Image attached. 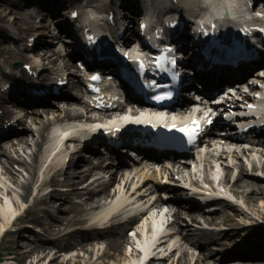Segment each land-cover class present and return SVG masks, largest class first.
<instances>
[{
	"label": "bare ground",
	"instance_id": "6f19581e",
	"mask_svg": "<svg viewBox=\"0 0 264 264\" xmlns=\"http://www.w3.org/2000/svg\"><path fill=\"white\" fill-rule=\"evenodd\" d=\"M79 1L80 0H0V57L3 58V62L0 63L9 65L13 60L20 63L22 62L26 65H31V71L37 74L39 73L37 70L39 67H41L42 70L40 74L45 69L50 71L54 70L55 67H57V69L60 66H63V68L70 67L69 61L65 62L62 59H58L57 63L56 56L58 53L50 51L47 47H44V49L43 43L35 47V50L40 51L33 52L29 55H25L20 50L21 48L19 46L14 48L10 46L16 44L11 37L14 36V34L7 26L18 24V21H23V28L27 34L34 28V23L37 19L43 22L42 18H44V15L46 18H60L56 21H59L60 28L65 29L70 37H73L71 32L75 33L77 31L78 35L75 34L79 37L80 43L84 42L82 38H85L88 34H92L95 28L101 27L106 14L109 15L110 13H114L116 14L114 27L116 26V28L114 29V27H112L109 29L107 27L109 33L102 32V30H99V33L109 38L112 35L111 40L117 45L119 43L124 45L131 44L132 38L130 36H132L133 33L132 24L135 19L132 18V21L129 20L127 15H123V10L128 11L129 14L137 15L144 7V0H121L120 8L114 6V4H116L114 3L115 0L111 1L110 5H96L98 1L88 0L89 6L85 7H82L81 4L78 5L77 3ZM109 1L110 0H106L105 3ZM148 1L150 4L159 5V7L156 6L153 10L157 13H162V9L166 8L167 5L175 8L173 11H170L169 15H173L175 12H184L188 15H194V9H199V6L202 5V1L200 0H177L178 2L174 3H172L171 0ZM243 1L246 2L247 10L251 12L248 4L252 3L254 0ZM76 7L78 9L80 8L82 11L91 12V16L85 18L87 22L82 21L80 24L73 26V23L70 22L68 18L70 15L69 9ZM20 10L24 13L20 14ZM86 12H84L85 16L89 14ZM10 15L17 16L18 19L10 20ZM62 18H65V21L62 20ZM123 27H125V36L117 40L118 38L115 37L114 31L118 29L117 33H119ZM35 38L37 40H42L39 33L36 34ZM2 46H4V48ZM118 48L121 49V45H118ZM67 50H69V47H67ZM92 53L93 51L88 54L91 55ZM62 63L63 65H61ZM50 75L51 74H49L48 78H50ZM45 76L46 74H41V77ZM63 76H65V74ZM11 78L13 80H11ZM22 78L26 80V83L27 81L28 83L31 82L27 76H22ZM0 79L11 85L16 83L20 86L18 83L19 81H16L14 71L8 70V72L5 73V68L2 66H0ZM16 84L13 85V93L9 97L10 101H16L17 99L18 86ZM70 85L71 84L68 86L70 87ZM66 88H64V90H66ZM74 88L79 87L73 86L72 89ZM1 98L3 102H5L6 97L3 96ZM72 100L75 102L64 104L60 111L59 109L53 110L51 108L32 110L31 104L41 103V105H44L47 104V100L32 99L29 97L27 101L30 104L28 110L24 115L17 117L18 119L16 121L14 120V124H18L19 126L23 125L24 122L26 123L23 131L24 135H18L16 138H13L14 140L8 142L9 146L3 148L4 150L0 148V236L3 232V238L9 240L10 243L17 244L19 242L14 234L20 237L17 233L11 234L10 228L15 225L13 221L22 219L23 216L20 215L21 212L25 214L34 209V206H24L31 192H33V204L35 203V205H44L49 199L53 200V197L57 198L59 196L63 198L76 197L80 200L77 204L78 210L74 212V216L63 225L59 231H54L53 225L50 222L46 223L44 233H47L50 239L53 237L54 240H56L55 242H49L50 239L48 238L45 243L41 242L39 239H35L27 244L18 246L19 249L26 250L24 251V258H32L30 256L34 257L29 261V264H70L75 260V257L57 261L58 255L62 251L65 253L70 249H74L75 246L73 243L78 239L83 240L80 250L89 253L87 264L90 263L91 259L96 254H93L94 251L91 250V247L97 244L99 240H103L107 245L108 251H114L116 253L114 255L119 258V262H125V264H244L241 262L242 260H237V258L243 257L261 258L262 261H259L261 263L251 262V264H264V239H257L256 242L253 243L256 245L252 246L250 249L243 250L244 247L240 246L234 252L224 254L217 248V245H221V239L227 236L228 238L232 237V240L237 242V236L241 238L242 235H227L229 231L224 233V231L214 230V228H217L221 223H228L231 226L230 229H232V227L233 229H238L239 226L236 223L238 221L240 222L241 217L245 219L247 227L261 228L264 226L263 156L247 153L219 152L217 155L208 154L205 161H197L192 165L189 163L184 164L183 167L178 169L177 173V175L181 177L182 182L190 183L191 187L197 188L203 187V185H208L213 189H215V186L218 189L222 188L225 191V195L218 192L219 197L222 199L224 198L227 202L233 201L231 197L235 198L236 202L238 201V205L235 204L236 206L234 208L225 206L221 209L217 208V206H209L208 209H217V211L211 217H204L198 213V211H201V209H199L200 206H197L195 202L193 203L192 200L189 199L188 201L192 202L191 211L184 213L181 205L174 207V205L169 206L165 204L169 202V197L160 194L154 196L151 194L148 195V191H146L144 187V182H147V180L153 176L151 172L148 174V169H146L148 171L147 173L139 170V174L131 173L122 175L120 180L116 182V174L118 173L116 167L111 165H105L103 167L101 158L97 157V162L95 164L89 160L88 156L84 159H76L77 155L82 153L83 150H80L83 137L90 138L93 133L90 132L92 129L96 130L97 128H102L108 121H112L114 118L118 120L122 115H126V113L114 115L113 117L107 114L94 115L96 113L87 105L80 107L78 103L81 102L78 99L73 98ZM1 104L2 101L0 100V105ZM12 115L13 113L5 107L4 116H6V118H12ZM132 115L136 116L138 113L135 112ZM43 118L46 120H43ZM37 124L39 127L35 130L36 138H33L34 145L32 149H29L27 145H29V137L32 134L26 133V131H29L30 127L36 126ZM9 129L10 128H7V130ZM72 144H78L80 146L76 147ZM24 147L26 148L24 149ZM22 151L28 155V159L26 158L28 161L21 158V154H24ZM28 151H31V154H28ZM66 158L69 160L68 163L65 162ZM242 158H248L249 160L245 162ZM199 159L202 160L201 158ZM17 163H22L27 173L26 177L21 181L20 178L23 174L18 175L13 170V166ZM195 164H197L196 168L191 169ZM74 166L78 167L77 169L81 168L86 170L83 173L79 170V173L76 174L77 170ZM99 172H105V174L108 175L107 178L100 176L88 180ZM233 172L236 173L235 177L232 176ZM218 173H223L224 175L219 181L213 179ZM58 177H62L63 180L59 181L57 179ZM174 177L175 176L170 174L169 177H165V179H174ZM76 179L83 183L80 190L77 188L78 181H76ZM116 183L117 186L111 191V188H113ZM55 186L62 187L63 191H56L54 189ZM48 187L53 188L50 189ZM19 189L21 191L20 200H22L23 205L18 198L17 190L19 191ZM46 189L47 192L44 194ZM203 190L207 191L206 188H203ZM167 191L173 194L172 199L176 198L179 193V191L173 188H169ZM205 194L207 193L205 192ZM148 196H150L152 200L149 201L147 198V202L141 204L146 200L145 197ZM192 197H194V195H192ZM3 198L6 199L5 204ZM50 203L52 204V201ZM162 205L169 206L166 212L161 210ZM244 207L248 208L247 212H244ZM230 210L234 213L231 217L228 216L226 212ZM146 214L152 216V226L154 229L149 230L150 228L148 226L151 225V223H146V230L144 232H148L143 235V238H146L144 241V250L139 252L132 248L131 251H128L127 246L132 243L129 241L130 238H123L122 235L124 233L121 235L119 233L114 234L112 230H119L122 232L125 230L127 224L136 218L138 220L146 216ZM94 215H96L95 218L88 219L90 216L92 217ZM86 216H88V218H86ZM217 217L219 219H217ZM186 219H189L193 225L198 227H189V223H185ZM201 220H203V222H201ZM218 220H220L219 223ZM145 222H147V220H145ZM242 226H244V224H242ZM142 228L143 227L138 228V235L141 234ZM99 231H105L106 237L101 238L98 234ZM64 239L71 241L72 244L70 243L69 246L61 245L59 241ZM201 242L206 243L204 250H200L199 254H193L191 250H199L198 248L202 246H199ZM247 244L249 245L250 243ZM143 255H145L146 258L145 262L142 261ZM173 259L174 261L172 262ZM75 264L80 263L77 262Z\"/></svg>",
	"mask_w": 264,
	"mask_h": 264
},
{
	"label": "rangeland",
	"instance_id": "374dc122",
	"mask_svg": "<svg viewBox=\"0 0 264 264\" xmlns=\"http://www.w3.org/2000/svg\"><path fill=\"white\" fill-rule=\"evenodd\" d=\"M95 1H99V0H95ZM104 1V0H103ZM17 11V10H16ZM19 13H24L22 10L19 11ZM10 20H17L18 17L17 16H9ZM43 22H40V19L36 20V29L32 32L34 36H36V34L38 33H44L46 34V37L43 38V40H50L49 36L47 34V30L45 29L49 22L46 20L44 22V19H42ZM19 25V26H18ZM18 25L14 24L12 27H8L11 29V32L16 35L18 38H21L24 36L25 32L22 31L21 29L23 28L22 26V22L19 21ZM28 43V39L26 38L25 41H23L22 46L20 47L21 51L27 55L33 53V52H38L40 50H35L32 48H27L26 44ZM11 47H17L18 45H10ZM4 48V46H2ZM0 62H3V58L0 57ZM18 62L16 61H12L11 64L9 65H5L4 63H0V66L5 68V73L8 72L9 69L13 68L14 64H16ZM58 109V108H57ZM55 109V110H57ZM15 110V109H14ZM60 111V109H59ZM16 113H20V111L18 109H16ZM60 113V112H58ZM42 119V118H41ZM43 120H46L45 118H43ZM38 124L36 126H32L30 127L29 131H26V133L32 134L29 137V145H27V148L32 149V146L34 145L33 143V138H36L35 135V130L38 128ZM25 127H20V131L19 133L22 134V132L24 131ZM34 131H33V130ZM25 133V135H26ZM4 144V143H3ZM75 145L76 147H79L77 144H72ZM7 146L6 144L1 145V147ZM6 148V147H5ZM21 148V147H19ZM26 147H24L25 149ZM4 150V149H2ZM23 152V151H22ZM24 153V152H23ZM25 154V153H24ZM21 154V158L24 159H28V155L27 154ZM28 154H31V151H28ZM87 152H83V153H79V156L77 155L76 159H84L87 156ZM90 156V155H88ZM75 158V157H74ZM26 159V160H27ZM92 162H94L93 156H90L89 158ZM67 160V159H66ZM65 162H69V160H67ZM28 161V160H27ZM76 167V166H74ZM78 167H76V174L79 173V170L83 173L85 172L86 169H77ZM25 167H23L22 163H17L13 166V170L15 171V173H17L18 175L23 174L22 177L20 178V181L23 180V178L26 177V172H25ZM102 176L103 178H107V174L105 173H98L97 175L93 176L95 177H100ZM235 176V173L232 175ZM89 178L88 180L93 179ZM59 181H62L63 178L62 177H58L57 178ZM179 179V178H177ZM76 181H78L76 179ZM176 185L175 188L177 190H179L180 194L179 195L181 198H184V195L186 194V188L187 189H191L190 184H185L183 183L180 179L175 182ZM83 186V183L78 181L77 182V188L80 190V188ZM117 186V183L113 186V188H111V191H113V189ZM48 188H53V187H48ZM54 189L56 191H63V188L60 186H55ZM194 191V190H193ZM47 192V189L44 191V194ZM195 192V191H194ZM18 193V198L19 201H21L22 204V200H20V195H21V191L19 189V191L17 190ZM20 193V194H19ZM32 193L29 195L28 199H27V203H25V207H29V206H34V209L31 212L28 213H23L21 212L20 215L23 216L22 219H20L19 221H13V223H15L14 226H12L10 228L11 230V234L13 233H17L14 234V236L16 237V239H18V243H10L9 240L4 239L3 235L4 233H1L0 236V264H29V261L31 259H33V256H30L32 258H24L25 254L24 251L26 250H22L19 249L18 246H20L21 244H27L30 241H33L35 239H39L41 242L47 241V238L49 237L47 235V233H44V228L46 227V223L50 222L53 225V230L54 231H59L63 225H65L69 220H71V218L74 216V212H76L77 209V204L80 202V200L76 197H71V198H63V197H53L52 199H49V201L47 203H45L44 205H35V203L33 204V197H32ZM196 193V192H195ZM3 197V196H2ZM4 199V204L6 202V199ZM2 199V200H3ZM52 201V204L50 203ZM23 205V204H22ZM52 206V207H51ZM227 207V206H226ZM203 214V213H202ZM227 214H230V217L233 213L232 210L228 211ZM96 215L94 216H90L88 218V216H86V218L88 219H93L95 218ZM217 219H219L217 217ZM220 221V220H218ZM185 223H189V227L191 224V221L189 219H186ZM239 228L238 229H230L229 227V233L227 235H242L241 238L239 236L237 239V242H234L231 238H228L227 236H225L224 238L221 239V245H217L219 248V250L222 251H233L235 248H239L240 246H244L247 243L251 242L249 245L253 244L254 242H252L255 239H259V238H263L264 237V226L261 228L258 227H247V223L245 222V219L243 217L240 218V222L238 221L236 223ZM242 224H244V226H242ZM220 226V225H219ZM198 227V226H197ZM223 228V227H222ZM221 228V229H222ZM93 233V232H92ZM104 232H101L100 236H103ZM13 237V236H12ZM19 237V238H18ZM106 237V236H104ZM103 238V237H101ZM50 239V238H48ZM231 239V240H230ZM56 240H54L53 237H51L49 242H55ZM69 240L64 239L62 241H59L61 245L69 246ZM82 239H78L75 243H73V245L75 246L74 249H70L68 251H66L65 253L62 251L61 253H59L58 255V259L57 261H61L65 258H71V257H75V260H73L70 264H75L77 262H79L80 264H87V257L89 253H86L85 251L80 250L81 249V244H82ZM91 250H93V254L96 253L98 255L95 254V256H93V258L91 259L89 264H125V262H119V258L116 257L114 254H116L114 251L109 250L107 248L106 243L102 240L98 242V244H95L94 246L91 247ZM128 250V249H127ZM193 252V254H197L198 252L194 251V249L191 250ZM224 253V252H223ZM129 255V253H128ZM176 257V255H175ZM240 259V258H239ZM242 259H247V258H242ZM250 259L253 260H261V258H256V257H251ZM75 262V263H73ZM173 262V261H172ZM247 264H251V263H247Z\"/></svg>",
	"mask_w": 264,
	"mask_h": 264
},
{
	"label": "snow or ice",
	"instance_id": "6c2138e0",
	"mask_svg": "<svg viewBox=\"0 0 264 264\" xmlns=\"http://www.w3.org/2000/svg\"><path fill=\"white\" fill-rule=\"evenodd\" d=\"M93 79H98V77H93ZM196 123L198 124L199 122L197 121ZM181 131L187 132L189 134V136H191L196 131H198V129H196V128H184V129H181Z\"/></svg>",
	"mask_w": 264,
	"mask_h": 264
}]
</instances>
